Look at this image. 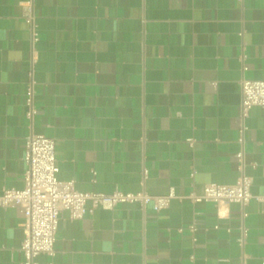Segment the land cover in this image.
Wrapping results in <instances>:
<instances>
[{"label": "crops", "instance_id": "0c3cea01", "mask_svg": "<svg viewBox=\"0 0 264 264\" xmlns=\"http://www.w3.org/2000/svg\"><path fill=\"white\" fill-rule=\"evenodd\" d=\"M27 1L0 0V194L24 188L31 133L55 140L58 177L79 192H175L159 212L63 209L36 263L264 264V108L241 118L242 79L264 80V0H34L36 41ZM243 124L255 198L195 202L237 183ZM25 222L0 207V264H25Z\"/></svg>", "mask_w": 264, "mask_h": 264}, {"label": "built area", "instance_id": "2783aa9c", "mask_svg": "<svg viewBox=\"0 0 264 264\" xmlns=\"http://www.w3.org/2000/svg\"><path fill=\"white\" fill-rule=\"evenodd\" d=\"M31 27L33 41L38 39L34 0L27 1L25 16ZM35 81L33 78L27 85L25 96L26 117L31 127L39 113L35 103ZM253 107L264 108V80L242 79L241 81V118L244 121ZM245 130L243 124L239 137L240 151L236 154L239 179L234 185L210 183L204 187L201 195L193 197L195 202H211L217 205L238 203L243 209L255 198L252 193V178L246 173ZM24 188L6 189L0 194V207L17 204L25 210L26 222L21 250L25 256V264H37L39 255H53L55 251L56 233L60 214L63 209L70 212L73 218H79L86 212V204L104 209H113L119 203L140 202L147 205L153 202V209L159 212L169 207L175 197L172 189L164 196H150L147 193H122L110 195L79 192L74 181L59 179L60 168L56 157V142L43 134L31 133L26 139ZM264 201V197H257ZM245 215V212H244ZM246 231L243 233V242Z\"/></svg>", "mask_w": 264, "mask_h": 264}]
</instances>
